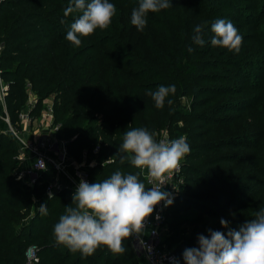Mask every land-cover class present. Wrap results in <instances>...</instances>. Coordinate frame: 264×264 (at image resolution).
Returning a JSON list of instances; mask_svg holds the SVG:
<instances>
[{"label":"trees","instance_id":"16d2710c","mask_svg":"<svg viewBox=\"0 0 264 264\" xmlns=\"http://www.w3.org/2000/svg\"><path fill=\"white\" fill-rule=\"evenodd\" d=\"M190 1L177 0V13L163 17L164 22L151 24L148 20L150 23L152 19L147 17L143 30H137L130 22L137 0H112L116 13L111 23L81 36L78 46L65 38L71 20L78 15H64L68 0L0 3V70L9 84L6 107L10 121L18 123L19 113L28 103V90L37 98L29 115L31 120L39 112L42 99L52 95L56 138L67 142V151L74 160L96 159L85 167L88 182L104 179L117 168L134 172L145 182L140 167L116 152L123 131L143 126L155 135L167 130L176 120L178 96L190 97V111L177 119L182 122L190 151L180 161L184 182L166 211L168 234L164 239L181 264L183 249L195 245L198 234L180 236L178 230L183 224L196 227L201 214L213 209L217 220L232 214L227 220L229 227L235 228L254 216L249 206L251 195V201L258 202L262 194L263 200L258 203L264 205V167L258 169L252 162L253 152L235 151L238 147L249 148L247 143L230 145L232 136L239 134H213L224 119L220 111L224 101L208 107L219 92L230 88L222 83L225 66L242 67L245 57H205L197 53L195 44L192 52L187 50L192 43L193 25L208 9L206 5L197 8L194 19L185 24ZM155 13L165 16L160 10ZM160 45L165 49L160 50ZM172 83L176 91L165 97L162 107H156L151 96L145 94V89ZM17 148L14 138L0 129V264H147L134 252L130 236L121 241L123 252L98 246L93 253L83 254L57 241L53 225L64 206L71 203L73 190L62 188L49 198L44 192L53 173L47 171L29 186L19 177ZM95 148L98 153L93 152ZM239 173L242 175L235 185L242 195L236 190L227 191L226 186L227 176ZM34 201L38 206L46 203L48 214L34 211ZM180 204L197 209L198 217L170 214L171 207ZM217 229L224 231L221 225ZM32 247L36 260L27 257Z\"/></svg>","mask_w":264,"mask_h":264},{"label":"clouds","instance_id":"9594fccd","mask_svg":"<svg viewBox=\"0 0 264 264\" xmlns=\"http://www.w3.org/2000/svg\"><path fill=\"white\" fill-rule=\"evenodd\" d=\"M171 6V0H137L130 13V22L137 30H143L149 12H157ZM78 13L71 20L66 39L73 45L81 44L96 28H106L116 13L112 0H68L64 15ZM61 23H64L63 18ZM204 25L196 23L190 36L192 45L202 46L206 39ZM208 37L213 46L239 51L242 36L234 23L225 17L215 18ZM176 91L172 84H159L155 89H145L156 107H162L165 97ZM171 103V100L168 101ZM121 158H127L133 166L146 168L151 177H160L169 169L177 168L180 160L190 151L184 135L168 140H157L149 129L139 126L125 128L122 141L116 148ZM163 184L145 185L134 172H122L119 168L106 178L92 182L81 178L72 194L71 203L64 206L53 225L57 241L71 250L91 254L98 246H106L115 252H123L121 241L130 233L143 229L145 218L153 213L159 202L164 207L173 202V194L163 189ZM51 198V193L48 194ZM38 210L48 214L46 203ZM157 218L159 214H156ZM224 229H207L198 233L196 244L185 247L181 253L183 264H264V207L258 208L252 218L245 219L237 227H229L224 217L219 219ZM170 264H181V259L170 257Z\"/></svg>","mask_w":264,"mask_h":264},{"label":"rangeland","instance_id":"374dc122","mask_svg":"<svg viewBox=\"0 0 264 264\" xmlns=\"http://www.w3.org/2000/svg\"><path fill=\"white\" fill-rule=\"evenodd\" d=\"M2 1L4 0H0V3ZM130 1L134 3L136 0ZM176 2L177 0H171V6L160 10L165 13V16H157L155 12L148 13L147 17L152 19L150 23L148 20V24L164 22L163 17L167 19V17L170 18L168 16L170 13H177V9L175 8L177 6ZM190 4L192 5L190 12L188 11L187 15H184L185 24H188L186 20L194 19V11L197 8L202 9L205 5L208 8L206 9L207 12L201 13L198 18V23L204 25L203 35L205 36L206 42L202 46L194 45L196 51L198 50L197 53L204 55L205 57L212 55L217 59L220 58L219 54H223L228 58L238 56L245 57L243 61L244 65H242V67L239 65L233 66L231 64L225 66L226 68L222 72V83H228L227 85L230 88L224 90L223 92H219L208 105V107H212L214 104L224 101L220 107V111H222L221 115L224 119L222 120L219 128L215 130L213 134L216 135L217 133H220V135L224 136L228 134H239L240 136H232L230 139V145H232V147H236L237 145H243V142L247 143L246 145H248L249 148L240 149L238 147L235 151L240 154L253 152L254 160L252 162L256 164L258 169H261L264 167V0H191L189 2V5ZM175 17L177 18L178 16ZM217 17L230 19L238 29L242 36L238 52L230 50L226 47L213 46L210 44L207 39L212 35L210 32V25ZM1 46L2 45L0 44V52ZM160 47H163L160 48V50H162L165 49L166 46L160 45ZM204 84H210V82H205ZM52 98V95H47L44 99H42L41 104L47 105L52 103ZM32 99H37L36 95L29 92L28 100L32 101ZM190 103L189 96H178L176 120L171 123V126H169L167 130H162L159 133L157 132V134L154 135V138L157 140H168L183 135L182 122L177 119L179 116H182V113L190 111ZM12 126L15 128L18 127V125L16 126L14 123ZM93 152L98 153V150ZM94 160L96 159H90L88 161L86 158L85 162L81 161L80 164L87 165L92 163ZM183 160L184 159L182 157L180 161ZM244 165L245 168L250 170V165L248 163H245ZM246 171L247 170L245 169L244 173H246ZM240 175H242V173L233 175L229 174L227 176V191L231 190L234 192V190H236L238 195H242L241 190L235 185L238 182L237 177ZM228 182H230V184H228ZM251 186L253 188V184H251ZM215 197L219 196L215 195ZM260 197L261 198L258 202L263 200L262 194H260ZM253 198L254 197L252 195L249 197L251 200ZM251 200L249 202V206L253 213H255L258 208L264 207V205H260V203L255 201L253 202ZM34 203V211H36L38 209V204L37 201H34ZM190 205L180 204L173 206L170 209V214L177 216L193 215L194 217H198V210ZM215 212L216 211L213 209L204 211V213L201 214V220L196 227L183 224L178 230L181 231L180 236L186 237L192 235L193 233H207L206 230L209 228L217 229L220 226L219 219L221 217L227 219L230 215H232L229 213L221 216L217 220V218L213 216ZM167 234L166 228L162 237V244L167 251H170V249H168V243L164 242ZM130 244L132 245L131 240Z\"/></svg>","mask_w":264,"mask_h":264},{"label":"built area","instance_id":"2783aa9c","mask_svg":"<svg viewBox=\"0 0 264 264\" xmlns=\"http://www.w3.org/2000/svg\"><path fill=\"white\" fill-rule=\"evenodd\" d=\"M29 88V87H28ZM9 84L2 77L0 70V118L7 126V132L12 134L16 139H19L17 135V130L12 126V123L9 118V114L6 107V96L8 93ZM30 90L27 91L29 95ZM34 100H28L25 109L19 113V121H29L27 114L25 113L26 109L32 110V105ZM43 117L47 118L52 122V125L49 128L48 133H43L39 138L34 142H24L22 141V147L25 151H29V154L34 159V163L31 167L24 170L19 174V177L25 179L29 186H32L36 183L41 177L42 173L50 167L54 171H59L62 168V164L67 161L70 165L74 166V160H69L66 154V144L64 141L61 143L63 149L59 151L56 157V160L50 158L51 153L56 151L55 146L57 145V140L52 138L57 131V125L53 124V105L49 103L44 108ZM97 148L94 149L96 151ZM15 159H23L21 155L16 156ZM78 166H83L77 165ZM182 165L179 163L177 168L169 169L167 172L162 174L160 177H151L146 168L140 167L141 175L145 180L147 186H151L153 182H160L163 184V189L169 191L173 194V201L179 194V188L183 184V176L181 174ZM79 169V168H78ZM79 178L87 180V172L78 171ZM88 181V180H87ZM57 190L55 188L54 179L49 182L45 187V194L55 193ZM173 203V202H172ZM171 205V204H170ZM164 207L162 202H159L154 206L153 213L145 218L143 229L139 233H130V240L132 241V247L134 252L139 256L145 259L147 264H170V257L173 255L170 251H167L162 245V237L165 231V221H166V211L170 207ZM159 214L158 218L156 214ZM34 247L30 248L27 252L28 259H35Z\"/></svg>","mask_w":264,"mask_h":264},{"label":"crops","instance_id":"0c3cea01","mask_svg":"<svg viewBox=\"0 0 264 264\" xmlns=\"http://www.w3.org/2000/svg\"><path fill=\"white\" fill-rule=\"evenodd\" d=\"M45 106H46L45 104H41L40 110L36 115H34L35 118L33 120L29 118V115L31 114V110L26 109L25 113L27 114L29 121H19L18 120V123L15 124L16 126L18 125V127L16 128L17 130L16 132H17L19 139H16L12 134L7 132V126L0 118V129L14 138V140L16 141L18 145L17 156L21 155L23 157L22 160L17 159L18 166L20 167L19 174L21 172H24V170L28 169L29 167H31L34 163V159L29 154V151L28 150L25 151L23 149L22 141L24 142L36 141L41 134L46 133V132L48 133L49 128L52 125V122H50L49 119L43 117ZM54 137L57 140V143H56L57 145L55 146L56 151L51 153L50 158L53 160H56L58 152L65 149L61 145V143L64 142L65 140H62V139L59 140L58 138H56L55 135H53L52 138ZM65 151L68 156V159L71 161L74 160L73 157L68 153L67 147ZM85 159L86 158L84 157L81 161L85 162ZM80 162L74 160V163L76 164L72 166L67 161H65V163L62 164V168L59 171H54L50 167L46 170L47 172H52L53 174H55L53 175V179H54V184H55L56 189L60 190L62 188H69V189L74 190L76 184L80 180L77 172L78 171L87 172L85 168L86 165H83L82 167L81 166L77 167V165H81Z\"/></svg>","mask_w":264,"mask_h":264}]
</instances>
